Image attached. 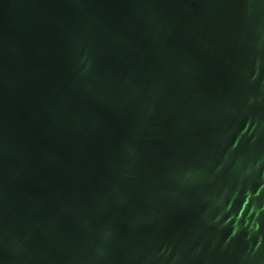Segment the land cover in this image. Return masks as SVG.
I'll list each match as a JSON object with an SVG mask.
<instances>
[{"label": "water", "instance_id": "obj_1", "mask_svg": "<svg viewBox=\"0 0 264 264\" xmlns=\"http://www.w3.org/2000/svg\"><path fill=\"white\" fill-rule=\"evenodd\" d=\"M0 264H264V0H0Z\"/></svg>", "mask_w": 264, "mask_h": 264}]
</instances>
